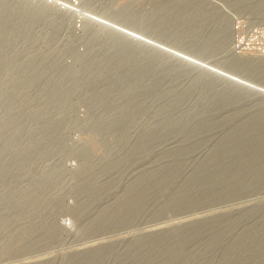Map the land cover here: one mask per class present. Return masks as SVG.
I'll use <instances>...</instances> for the list:
<instances>
[{
	"label": "rangeland",
	"instance_id": "rangeland-1",
	"mask_svg": "<svg viewBox=\"0 0 264 264\" xmlns=\"http://www.w3.org/2000/svg\"><path fill=\"white\" fill-rule=\"evenodd\" d=\"M35 1L0 0V264H264V0Z\"/></svg>",
	"mask_w": 264,
	"mask_h": 264
},
{
	"label": "bare ground",
	"instance_id": "bare-ground-1",
	"mask_svg": "<svg viewBox=\"0 0 264 264\" xmlns=\"http://www.w3.org/2000/svg\"><path fill=\"white\" fill-rule=\"evenodd\" d=\"M35 1V0H34ZM22 2V1H21ZM26 2V1H25ZM36 2V1H35ZM35 2H33L32 4H31V7H30V9H29V13H30V15H26V16H28L27 17V19L30 21V20H32L33 21V19H34V17H35V19H36V17H38V16H36L37 14H41L42 16L43 15H46L47 14V12L51 9V8H53V6L52 5H50L47 1H44L43 0V2H41V0H40V3H35ZM37 2H39V0L37 1ZM115 2V1H114ZM200 3V2H199ZM198 3V4H199ZM204 3V2H203ZM52 4V3H51ZM4 5V4H3ZM20 5V4H19ZM2 6V5H1ZM0 6V7H1ZM20 6H22V4L20 5ZM52 6V7H51ZM188 6V5H187ZM2 8V7H1ZM184 8V6L182 7V9ZM19 9V8H18ZM17 9V10H18ZM16 11V10H15ZM204 11V10H203ZM50 12V11H49ZM114 12V11H113ZM28 13V14H29ZM114 14V13H113ZM51 15V14H50ZM117 15V14H116ZM116 15H114V16H116ZM113 16V15H112ZM40 17V16H39ZM9 19V18H8ZM34 19V20H35ZM171 20H172V18L171 19H168V20H165V19H162V17L160 16V15H157V19L151 24V25H149V27L148 28H146V30L148 31V32H153V30H155L156 29V26L158 25V24H162V23H170L171 22ZM27 21V20H26ZM130 22V21H129ZM131 22H134V25H139V26H141L142 24H143V20L142 19H138V20H135V21H131ZM90 23V22H89ZM163 25V24H162ZM143 27V26H142ZM110 28V27H109ZM100 29V30H99ZM97 28V30H99V32L96 34V36H95V38H97V39H99V38H104L105 37V35L108 37L109 36V44H113V45H115L114 47L116 48V45L118 46V47H120V49H118L119 51H121V52H125V51H128V50H130V51H132V54L134 55V58L136 59V58H140V56H141V48L143 47V46H146V47H148L151 51H153V52H156L157 53V55H154V57H152L151 58V63H154L153 64V66L154 65H156V66H161L162 64H164L165 63V59H164V57H163V54H167L168 52L167 51H165V50H162V49H160L159 47H157V46H152V45H149V44H147V43H145L144 41H142V40H140V39H136V38H133V37H130L129 35H127V34H125L124 32H121L120 30L118 31V30H116V29H107L106 27H102V28ZM163 29H165V31L166 30H168L169 29V27L167 26V27H165V28H163ZM189 29L190 30H193L194 29V27H189ZM6 30V29H5ZM5 30H3V31H5ZM96 30V31H97ZM7 31V30H6ZM95 31V30H94ZM167 32V31H166ZM165 32H163L162 34H164ZM94 35V34H93ZM2 36V35H1ZM224 38L226 39V35L224 36ZM107 39V38H106ZM111 40V41H110ZM106 41V40H105ZM108 42V41H107ZM215 48H216V43H215V41H214V38H212V39H210V40H208L207 42H206V45H205V47H204V53H207V52H209L210 50H213V51H215ZM148 53H150L151 54V56H152V53L151 52H149L148 51ZM168 55V54H167ZM150 58V57H149ZM142 59V58H141ZM171 63L173 64V66H179V67H181V68H183L184 70H188V69H192V68H198L195 64H193V63H191V62H189V61H186V60H184V59H178V61H176V60H171ZM259 64L257 65L258 66V68L256 69L255 68V70L256 71H259V72H262V69L264 70V60H262V61H260V62H258ZM243 64H245V61H235V63H234V67H239V66H242ZM200 68V67H199ZM190 70H188V71H190ZM255 71V72H256ZM258 73V72H257ZM213 75H215V76H219L218 74H216V73H213ZM261 75V74H260ZM231 82H232V84H231V86H232V88H230V89H233L232 90V93H231V97L233 96V95H237V96H239L241 93H247V92H249V91H251V88L250 87H248V86H246V85H244V84H241V83H237V82H235V81H232L231 80ZM234 97V96H233Z\"/></svg>",
	"mask_w": 264,
	"mask_h": 264
}]
</instances>
